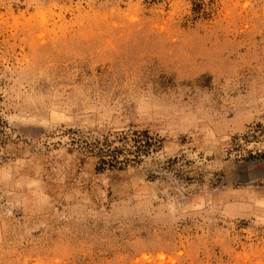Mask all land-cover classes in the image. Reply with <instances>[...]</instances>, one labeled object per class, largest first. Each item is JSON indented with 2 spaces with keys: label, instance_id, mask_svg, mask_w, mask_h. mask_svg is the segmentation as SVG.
<instances>
[{
  "label": "rangeland",
  "instance_id": "1",
  "mask_svg": "<svg viewBox=\"0 0 264 264\" xmlns=\"http://www.w3.org/2000/svg\"><path fill=\"white\" fill-rule=\"evenodd\" d=\"M0 118V264H264V0H0Z\"/></svg>",
  "mask_w": 264,
  "mask_h": 264
},
{
  "label": "trees",
  "instance_id": "2",
  "mask_svg": "<svg viewBox=\"0 0 264 264\" xmlns=\"http://www.w3.org/2000/svg\"><path fill=\"white\" fill-rule=\"evenodd\" d=\"M4 121L0 118V136L3 134ZM67 133L74 135L71 143L84 155H91L97 159V169H123L129 165L138 164L144 156L159 149V139L149 134L147 130H127L108 133L99 138L88 139L78 134L75 129H67ZM77 135V136H76ZM248 135H243L246 139ZM251 136L264 138V123H257L252 130ZM240 136L234 137L238 139ZM1 141V139H0ZM258 156H264L257 153Z\"/></svg>",
  "mask_w": 264,
  "mask_h": 264
}]
</instances>
